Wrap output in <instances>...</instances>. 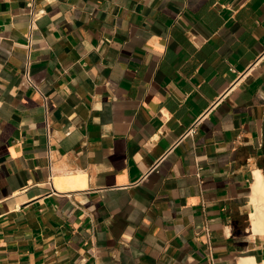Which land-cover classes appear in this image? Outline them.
Listing matches in <instances>:
<instances>
[{"label": "crops", "instance_id": "0c3cea01", "mask_svg": "<svg viewBox=\"0 0 264 264\" xmlns=\"http://www.w3.org/2000/svg\"><path fill=\"white\" fill-rule=\"evenodd\" d=\"M263 52L264 0H0V264H264Z\"/></svg>", "mask_w": 264, "mask_h": 264}, {"label": "bare ground", "instance_id": "6f19581e", "mask_svg": "<svg viewBox=\"0 0 264 264\" xmlns=\"http://www.w3.org/2000/svg\"><path fill=\"white\" fill-rule=\"evenodd\" d=\"M256 174H255V176H256V182H254V191H253V195H254V201L256 202V205H257V208H255L257 211H256V213L257 214H255V217L256 216H258L259 217V215H261V213L262 212H264V183H263V180H262V174H261V172L260 171H257V172H255ZM252 202V201H251ZM253 203V202H252ZM254 205H255V203H253ZM253 205V206H254ZM256 207V206H255ZM253 213H255V212H253ZM251 216H252V214H251ZM263 216H264V213H263ZM253 217H254V215H253ZM254 217V218H255ZM261 218H263L262 216H261ZM255 220V219H254ZM264 221V220H263ZM263 221H262V223H263ZM255 222H261L260 220L258 221V218L256 219V221ZM254 222V223H255ZM262 223H258L259 225H261ZM257 224V223H256ZM263 225V224H262ZM256 227L258 226V225H255ZM259 228H261L260 226H258ZM258 227H257V229H258ZM264 227V226H263ZM256 229V230H257ZM264 229V228H263ZM255 230V231H256ZM261 230H262V228H261Z\"/></svg>", "mask_w": 264, "mask_h": 264}, {"label": "built area", "instance_id": "2783aa9c", "mask_svg": "<svg viewBox=\"0 0 264 264\" xmlns=\"http://www.w3.org/2000/svg\"><path fill=\"white\" fill-rule=\"evenodd\" d=\"M34 16H35V11L34 10H32V23H34ZM29 46H30V44H29ZM262 56H264V52L262 53ZM26 77H27V79H28V81L30 82V84L38 91V92H40L41 93V95L43 96V97H45L44 96V94H42V92L40 91V89L38 88V86H37V84L34 82V80L32 79V77H31V75H30V73H29V70L26 72ZM162 113V112H161ZM163 114V113H162ZM46 122H47V127H49V120H48V117H47V120H46ZM193 128L191 127L190 129H189V131L190 130H192Z\"/></svg>", "mask_w": 264, "mask_h": 264}]
</instances>
